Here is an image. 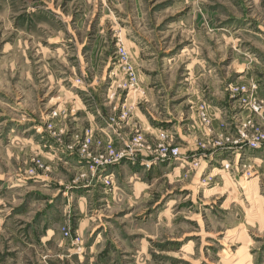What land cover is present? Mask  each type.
Masks as SVG:
<instances>
[{"label": "rangeland", "instance_id": "rangeland-1", "mask_svg": "<svg viewBox=\"0 0 264 264\" xmlns=\"http://www.w3.org/2000/svg\"><path fill=\"white\" fill-rule=\"evenodd\" d=\"M261 135L264 0H0V264H264Z\"/></svg>", "mask_w": 264, "mask_h": 264}, {"label": "crops", "instance_id": "crops-1", "mask_svg": "<svg viewBox=\"0 0 264 264\" xmlns=\"http://www.w3.org/2000/svg\"><path fill=\"white\" fill-rule=\"evenodd\" d=\"M144 39H146L145 37H143ZM156 46V45H155ZM225 53H223V55H224ZM154 55H157L156 54V51H155V47L154 46H152V45H146L145 47H144V49H143V54H142V56H140V62H141V64H143L144 66H147V65H151V64H153L154 62H152L154 59H156V57H154V58H152ZM215 53H214V55H213V57L212 58H210L209 59V57L208 58H202L203 59V61H205L206 63H209L210 65H213V64H217L216 62H215ZM205 59H207V60H205ZM198 58H197V60L195 59V58H193L192 60H191V65L189 66V70H191V68L193 67V65L194 66H196V67H198L197 66V64H198ZM244 64H241V62H239L238 64H237V69H235V71H242V70H244ZM216 67H212V69H211V71L210 70H204L206 73H207V78H208V80L211 82V75H212V73H213V70L215 69ZM152 71H155V70H152ZM158 71H159V77L161 78V76H163V73H164V69L163 68H161V69H158ZM189 80H191L192 81V79L191 78H189ZM195 80V79H194ZM193 80V81H194ZM221 83V82H220ZM158 84H162L160 81H156V82H153L152 83V85H156V86H154L153 87V89H155V87H157V85ZM208 85H210V84H208ZM161 86V85H160ZM208 88V87H207ZM163 88H157V89H155V90H152V98L150 99V100H148V103L150 104H155V103H158V106L159 107H161V105L160 104H162V102H163V100H164V96H163ZM223 94H224V92H223V89L220 91L219 90V88H217L215 91H214V93H212L210 96H212L215 100H217V101H220L222 98H221V96L223 97ZM184 102V101H183Z\"/></svg>", "mask_w": 264, "mask_h": 264}, {"label": "built area", "instance_id": "built-area-1", "mask_svg": "<svg viewBox=\"0 0 264 264\" xmlns=\"http://www.w3.org/2000/svg\"><path fill=\"white\" fill-rule=\"evenodd\" d=\"M119 52L121 56L125 57V53L122 50H120ZM250 111L257 115H260L259 110L256 107H254V105H251ZM261 142H264V135H261L260 138H253L251 141H248L247 143L249 144L250 147H257L258 145L261 144ZM162 153H165V149H162ZM171 153L174 156L177 155V151H172Z\"/></svg>", "mask_w": 264, "mask_h": 264}]
</instances>
